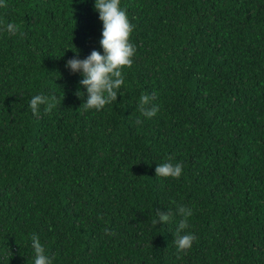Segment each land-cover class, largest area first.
<instances>
[{
	"label": "trees",
	"instance_id": "16d2710c",
	"mask_svg": "<svg viewBox=\"0 0 264 264\" xmlns=\"http://www.w3.org/2000/svg\"><path fill=\"white\" fill-rule=\"evenodd\" d=\"M5 3L0 264H34L32 235L53 264H264V0H120L136 52L99 111L65 67L103 54L95 0ZM39 94L59 102L34 115ZM169 158L182 175L156 177ZM179 206L197 239L178 259Z\"/></svg>",
	"mask_w": 264,
	"mask_h": 264
},
{
	"label": "clouds",
	"instance_id": "9594fccd",
	"mask_svg": "<svg viewBox=\"0 0 264 264\" xmlns=\"http://www.w3.org/2000/svg\"><path fill=\"white\" fill-rule=\"evenodd\" d=\"M5 0H0V8L6 7ZM95 10L99 13V19L103 22L102 38L99 43L103 49V54L93 50L85 59L79 58L77 54L67 60L65 67L72 73H80L82 79L79 84L86 89V100L81 104L85 111L103 109L105 105L117 100L118 90L124 84L122 74L123 67H131L132 57L136 52L134 44L129 42L130 33L135 25L131 24L126 10L120 7V0H95ZM19 26L9 22L0 25V31H6L11 35L18 32ZM79 98H84L85 93L77 91ZM155 94H142L138 102V111L146 118L154 117L158 111V105L154 104ZM56 96L39 94L31 97L29 107L34 115H39L40 106L44 105V111L49 112L56 103ZM137 124L143 123L137 119ZM183 166L180 163H172L171 158L168 162L157 165L155 169L156 177L179 178L182 175ZM178 213L183 217L178 222L173 243L177 248V258L181 252L190 249L197 237L192 233H185L188 228V217L192 216V210L184 206L178 207ZM171 216L168 213L156 211V217L152 219V225L166 224ZM108 233L109 229H105ZM114 235V233H112ZM32 248L34 250V264H53V258L48 255L44 245L40 242L37 235L31 236Z\"/></svg>",
	"mask_w": 264,
	"mask_h": 264
}]
</instances>
